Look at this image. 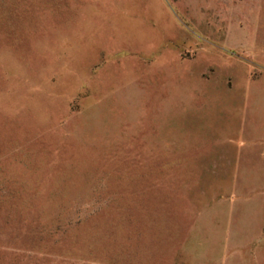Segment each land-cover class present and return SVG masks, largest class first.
<instances>
[{"label": "rangeland", "instance_id": "rangeland-1", "mask_svg": "<svg viewBox=\"0 0 264 264\" xmlns=\"http://www.w3.org/2000/svg\"><path fill=\"white\" fill-rule=\"evenodd\" d=\"M0 264H264V0H0Z\"/></svg>", "mask_w": 264, "mask_h": 264}]
</instances>
